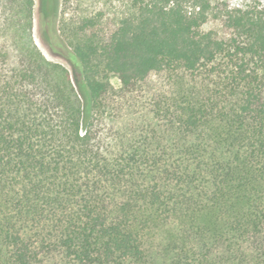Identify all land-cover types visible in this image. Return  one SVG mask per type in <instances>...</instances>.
Returning a JSON list of instances; mask_svg holds the SVG:
<instances>
[{
    "label": "trees",
    "instance_id": "1",
    "mask_svg": "<svg viewBox=\"0 0 264 264\" xmlns=\"http://www.w3.org/2000/svg\"><path fill=\"white\" fill-rule=\"evenodd\" d=\"M5 1L0 264H264V0Z\"/></svg>",
    "mask_w": 264,
    "mask_h": 264
},
{
    "label": "rangeland",
    "instance_id": "2",
    "mask_svg": "<svg viewBox=\"0 0 264 264\" xmlns=\"http://www.w3.org/2000/svg\"><path fill=\"white\" fill-rule=\"evenodd\" d=\"M130 2L131 0H59L58 18L63 19L64 17H68L70 11H77V13L81 14L95 12L96 10L103 11L107 15L114 17L116 13L126 9ZM15 9V5H10L7 1L0 0V34H3L2 29H4L5 25H8L7 19L10 17V13H13L12 11ZM66 9L68 11L67 14L64 13ZM41 11L42 0H35L33 35L36 43L49 60L61 62L67 66L72 73L74 81L77 82V74L70 61L62 57L59 53L53 51L49 43L44 39V26L42 23L43 16ZM58 23L59 25L62 24V22ZM61 28L62 26H60V29ZM56 47L59 51H65V46L63 44H59Z\"/></svg>",
    "mask_w": 264,
    "mask_h": 264
}]
</instances>
